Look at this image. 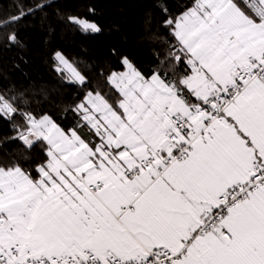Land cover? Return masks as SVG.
Instances as JSON below:
<instances>
[{
    "label": "snow or ice",
    "instance_id": "obj_1",
    "mask_svg": "<svg viewBox=\"0 0 264 264\" xmlns=\"http://www.w3.org/2000/svg\"><path fill=\"white\" fill-rule=\"evenodd\" d=\"M13 2L0 49L23 47L15 26L52 7ZM155 6L147 75L128 56L123 71L82 70L55 53L74 96L34 95L70 127L0 92L15 132L0 144H17L0 159V264H264V0Z\"/></svg>",
    "mask_w": 264,
    "mask_h": 264
},
{
    "label": "trees",
    "instance_id": "obj_2",
    "mask_svg": "<svg viewBox=\"0 0 264 264\" xmlns=\"http://www.w3.org/2000/svg\"><path fill=\"white\" fill-rule=\"evenodd\" d=\"M25 6L34 5L37 0H16ZM44 2V0H40ZM156 0H51L52 7L36 16L29 17L15 26L23 47L11 50L0 49V92L22 95V100L32 102V107L40 112L49 111L62 127H70L74 121L71 114L64 116L53 104H40L41 88L51 94L52 101H58L70 94L69 88H61V81L54 70V56L62 52L70 61L91 67L102 66L123 71L120 56H128L147 75L155 67L151 44L143 39L146 18L152 14L158 17ZM185 0H169L170 7L176 10ZM16 11L13 0L0 3V17ZM68 16L95 22L103 31L98 34L83 32L78 26L67 21ZM47 22L41 23L40 18ZM0 33V41L8 31ZM117 49V55L111 49ZM21 57L23 59H21ZM26 61V62H25ZM14 63L20 65L14 67ZM10 90V91H9ZM119 97L112 95L115 101ZM15 135L10 124L0 122V140ZM17 148V144L5 141L0 144V159L7 160ZM35 155V154H34ZM35 175V173H33Z\"/></svg>",
    "mask_w": 264,
    "mask_h": 264
}]
</instances>
